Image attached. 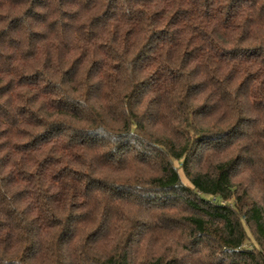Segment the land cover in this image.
Segmentation results:
<instances>
[{"label": "trees", "instance_id": "1", "mask_svg": "<svg viewBox=\"0 0 264 264\" xmlns=\"http://www.w3.org/2000/svg\"><path fill=\"white\" fill-rule=\"evenodd\" d=\"M0 264H264V0H0Z\"/></svg>", "mask_w": 264, "mask_h": 264}, {"label": "rangeland", "instance_id": "2", "mask_svg": "<svg viewBox=\"0 0 264 264\" xmlns=\"http://www.w3.org/2000/svg\"><path fill=\"white\" fill-rule=\"evenodd\" d=\"M186 182V181H185ZM188 184V183H187Z\"/></svg>", "mask_w": 264, "mask_h": 264}]
</instances>
